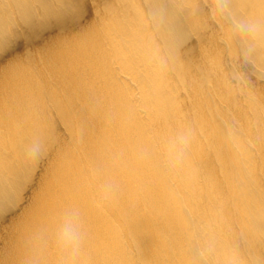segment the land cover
<instances>
[{
  "label": "bare ground",
  "instance_id": "obj_1",
  "mask_svg": "<svg viewBox=\"0 0 264 264\" xmlns=\"http://www.w3.org/2000/svg\"><path fill=\"white\" fill-rule=\"evenodd\" d=\"M86 1L78 21L71 0H0V35L17 18L63 25L0 58V264H24L69 206L82 264H264V32L245 59L232 26L264 24V0H230L232 17L200 30L215 0ZM186 128V158L166 170L163 146ZM35 141L42 164L6 217Z\"/></svg>",
  "mask_w": 264,
  "mask_h": 264
},
{
  "label": "clouds",
  "instance_id": "obj_2",
  "mask_svg": "<svg viewBox=\"0 0 264 264\" xmlns=\"http://www.w3.org/2000/svg\"><path fill=\"white\" fill-rule=\"evenodd\" d=\"M213 14L231 18L230 0H215ZM232 26L242 41V55L245 59L250 58L255 42L264 32V24L257 20L232 18ZM192 138L190 128L182 129L170 138L162 149V167L166 170L179 168L186 158ZM27 154L33 160L39 159L43 154V144L33 142L27 148ZM117 190L116 182L108 179L100 187L101 198L114 197ZM31 240L24 264H82L85 229L80 211L72 206L65 208L51 229L46 226L37 229Z\"/></svg>",
  "mask_w": 264,
  "mask_h": 264
},
{
  "label": "rangeland",
  "instance_id": "obj_3",
  "mask_svg": "<svg viewBox=\"0 0 264 264\" xmlns=\"http://www.w3.org/2000/svg\"><path fill=\"white\" fill-rule=\"evenodd\" d=\"M94 3L97 0H93ZM197 4H199V0H196ZM89 6L86 0H84V11L83 13L78 17L75 18V20H82L86 19V17L89 14ZM216 16L221 20V16L216 14H213V8L210 7L209 2L206 3V5H202L201 9L199 8L198 17L199 19L195 22L196 24L200 25L199 30L202 27H205L210 23L211 17ZM42 20V23H41ZM19 18L16 19L13 23L8 24V28L0 35V58L2 57L4 53V57L6 58L10 52V50H13L15 52H20L24 48H38L37 44H44L46 43V36L49 37V33H53L59 28H62L63 25L59 22V19L53 16H42L36 20H34L33 23L28 24L27 26H22L18 23ZM24 28V29H23ZM198 30V31H199ZM197 31V32H198ZM24 32H27V35L24 34ZM196 32L192 33V36ZM213 31L210 28V33L208 35H212ZM7 45V47H6ZM8 51V52H7ZM2 58V59H3ZM43 154L40 156L39 159H36L33 161V165L29 167V175L27 177V174L21 178V184L19 188L15 190L13 193V196L15 194V200L12 201V198L10 199V203L4 206V209L2 213L4 216H9L13 214V211H15L16 207L19 203L23 201V196L25 195L26 191V184H28L31 179L33 173L40 168L42 161H43ZM4 159V155H0V160ZM25 178L24 180H22ZM12 201V202H11ZM25 201V200H24ZM24 204V203H23ZM3 222H0V227L2 226Z\"/></svg>",
  "mask_w": 264,
  "mask_h": 264
},
{
  "label": "snow or ice",
  "instance_id": "obj_4",
  "mask_svg": "<svg viewBox=\"0 0 264 264\" xmlns=\"http://www.w3.org/2000/svg\"><path fill=\"white\" fill-rule=\"evenodd\" d=\"M66 7L68 9L66 15L69 18H78L84 11V0H71V3H69Z\"/></svg>",
  "mask_w": 264,
  "mask_h": 264
}]
</instances>
